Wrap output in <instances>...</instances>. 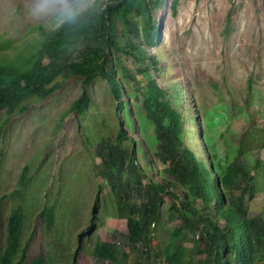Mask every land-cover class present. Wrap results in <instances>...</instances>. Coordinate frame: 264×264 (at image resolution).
I'll use <instances>...</instances> for the list:
<instances>
[{
  "label": "rangeland",
  "instance_id": "rangeland-1",
  "mask_svg": "<svg viewBox=\"0 0 264 264\" xmlns=\"http://www.w3.org/2000/svg\"><path fill=\"white\" fill-rule=\"evenodd\" d=\"M106 1L0 0V61L17 65V56L27 54L28 44L33 46L44 36H52L63 24L76 21L75 18L102 13ZM174 2L178 3L175 15L171 8ZM162 5L153 17L159 29L157 46H142L135 58L122 54L114 58L118 66L116 78L122 81V68L135 78V82L128 81L131 86L122 84L123 102L131 109L135 123L124 128L131 140L139 139L134 144L139 165L146 175L158 181L164 178L166 167L145 145L141 146L136 115V109L143 106L139 86L145 89L150 81L166 93L164 103L182 116L185 145L199 158L205 159L207 154L212 158L213 152L207 148L209 139L224 157L231 149L227 137L247 132L252 138H264V0H163ZM135 21L142 36V20ZM116 35L120 46L125 48L130 35L121 22L117 23ZM81 51L73 52V61L80 60ZM142 55L148 57L145 65L139 62ZM151 59H155L156 66ZM147 67L149 77L142 76L140 73ZM60 88L45 100L31 101L25 113L14 114L0 131L3 161L0 198L14 193V198L5 204L4 215L13 206L25 207L23 246H29L28 259L45 250L47 258H53V264H106L93 256L100 241L116 243L130 252L127 223L110 218L107 202L110 189L107 185L99 189L104 179L95 170L102 161L101 133L106 138L115 137L118 117L124 118V114L117 115L118 103L105 80L96 81L89 91L93 102L91 119L80 121L69 109L83 94L81 82L71 78L62 82ZM104 119L107 128L100 126ZM147 134H154V130L150 128ZM89 136L95 137L91 144ZM238 160L247 165L257 180L256 198L248 203L250 216H256L264 212V183L261 170L254 172V167L258 160L264 162V148L247 152ZM163 202L167 211L163 212L162 226L156 227L149 253L143 255L139 247L131 253L129 264H155L156 254H161L169 241V229L180 225L179 218L169 220L171 197L164 195ZM47 206L70 217L65 228L59 227L60 237L52 243L50 238L56 237L54 230L47 236L43 222L38 221ZM34 210L38 214L30 226L34 242L25 243L27 217L31 218ZM171 214L177 216L175 211ZM92 221L96 224L94 229L79 238ZM2 226L4 234L7 223ZM189 236L193 238L191 233ZM184 246L195 247L187 242ZM137 258L143 259L141 263L135 261ZM205 258L198 256L195 261Z\"/></svg>",
  "mask_w": 264,
  "mask_h": 264
},
{
  "label": "trees",
  "instance_id": "trees-1",
  "mask_svg": "<svg viewBox=\"0 0 264 264\" xmlns=\"http://www.w3.org/2000/svg\"><path fill=\"white\" fill-rule=\"evenodd\" d=\"M162 4L163 0H107L102 13L75 18L76 21L63 24L52 36H44L33 46L28 44L25 47L27 54L17 56L18 66L10 61H0V131L11 122L14 114L25 113L31 101L52 96L61 89L62 82L71 78L81 81L83 94L72 104L69 113L79 121L91 119L93 102L89 91L96 81L105 80L112 87L113 98L118 103L117 115L122 113L124 118L116 115L118 130L115 137L106 138L105 133H101L99 156L102 161L95 170L98 169L96 174L104 179L99 189L103 190L106 185L110 189L109 216L127 223L130 252L116 243L100 241L93 251L94 257L107 264H129L131 253L139 247L143 255H147L156 227L162 226L163 212L167 211L163 196L169 195L172 200L169 220L179 218L180 225L168 228L169 241L161 254H156L155 264H264V212L250 217L246 204V195L249 200L256 196L257 180L247 165L238 160L247 152L264 148V138H252L247 132L227 137L231 149L224 157L217 153L216 144L209 139L207 148L213 152L212 158L207 154L201 159L192 148L186 147L183 118L170 104L164 103L166 93L152 81L145 89L135 83L143 96V106L136 109L141 146L145 145L151 155L165 165L164 178L158 181L146 175L136 159L134 144L139 139L131 140L124 128L133 127L135 123L131 109L123 102L122 85L126 82L131 86L129 82H135V78L125 68L120 69L122 81L116 78L115 67L118 66L114 58L121 54L135 58L142 46H157L159 29L153 17ZM177 5L174 2L171 7L174 15ZM136 19L142 20V36ZM118 22L130 35L125 48L118 43ZM81 49L80 60L73 61V52ZM147 58L142 55L139 62L145 65ZM151 60L156 66L155 59ZM140 74L149 77L150 69L147 67ZM100 126L107 128L105 119ZM150 128L154 130L152 135L147 134ZM94 139L89 136L90 144ZM260 170L264 183V162L258 160L254 172ZM234 194L235 198H232ZM98 203L97 198L96 209ZM174 211L176 217L171 214ZM25 212L19 207L9 216L4 215L0 205V264H49L53 260L45 253L26 259L28 246L22 247ZM3 219H7L4 244L1 242ZM39 220L49 235L54 230V241L60 237L59 227L65 228L70 217L58 214L55 207H47ZM95 225L94 221L90 222L79 237L92 231ZM61 237L64 239L63 235ZM186 242L195 247L186 249ZM198 255L206 258L194 263ZM141 260L135 259L140 261L138 263Z\"/></svg>",
  "mask_w": 264,
  "mask_h": 264
},
{
  "label": "clouds",
  "instance_id": "clouds-1",
  "mask_svg": "<svg viewBox=\"0 0 264 264\" xmlns=\"http://www.w3.org/2000/svg\"><path fill=\"white\" fill-rule=\"evenodd\" d=\"M18 66V65H17ZM72 79H75V78H72ZM76 80H78V79H76ZM80 81V80H79ZM81 82V81H80ZM61 90V89H60ZM59 90V91H60ZM58 91V92H59ZM58 92H56V93H58ZM48 98V97H47ZM46 98V99H47ZM45 100V99H44ZM39 101H41V100H39ZM1 154H2V152H1V150H0V165H1V167H0V185H1V177H2V174H3V161H2V159H1ZM237 194V193H236ZM240 194V193H239ZM239 194H237V195H239ZM256 195H257V193H256ZM231 197L232 198H235V194L234 195H231ZM11 198H14V193L13 194H11V195H8V194H4L1 198H0V205L2 206V210L3 211H5L4 210V207H5V204H6V202L8 201V200H10ZM255 198H256V196H255ZM254 198V199H255ZM253 199V200H254ZM253 200H249L248 199V195H246V204H247V207L249 208V206H248V203L249 202H251V201H253ZM14 205H15V202H14ZM19 207H22L23 208V210H26L25 209V207L24 206H13V208L11 209V211L14 209V208H19ZM48 207V206H47ZM46 207V208H47ZM49 207H52V206H49ZM45 208V209H46ZM44 209V210H45ZM43 210V211H44ZM11 211L8 213V216L10 215V213H11ZM27 212V211H26ZM33 214L34 215H32V217L30 218V216H28V219H27V222H28V231L26 230L25 231V234H24V242L25 243H27L28 242V240L29 241H33L34 242V231L32 232V234H31V230H30V226L33 224V221L35 220V216H37L38 214H36L35 215V210L33 211ZM249 216H250V210H249ZM251 217V216H250ZM253 217V216H252ZM8 218V217H7ZM110 218H112V217H110ZM40 221V220H39ZM3 223H7V219H3ZM2 223V224H3ZM40 225H41V223H40ZM44 225V224H43ZM45 226V225H44ZM95 227V226H94ZM7 228V227H6ZM94 229V228H93ZM92 229V230H93ZM23 231H24V229H23ZM47 231V230H46ZM27 232H29V236L28 237H26V235H27ZM48 233V232H47ZM88 233V232H87ZM87 233H85V234H87ZM84 234V235H85ZM31 236V237H30ZM47 236H49L50 237V235L48 234ZM5 238H6V229H5V232H4V234H3V226L1 227V242H2V244H4V242H5ZM30 238V239H29ZM80 238V237H79ZM39 241H40V238L38 239ZM50 242L52 243L53 242V237L52 238H50ZM103 242V241H102ZM46 244V246H47V242L45 243ZM185 244V243H184ZM22 247L23 248H25L24 246H23V236H22ZM27 247V246H26ZM42 249V248H41ZM187 249V248H186ZM41 251V250H40ZM45 253V250H44V252L43 253H40L39 252V254H37L36 255V257H38L39 255H41V254H44ZM27 254H29V246H28V250L26 251V259H28V257H27ZM94 256V255H93ZM198 256H202V255H198ZM198 256H195V257H198ZM35 258V257H34ZM30 259H33V258H30ZM30 259H28V260H30ZM99 261V260H98ZM194 263H198L199 262V260H198V262H196L195 261V258H194ZM102 262V261H101ZM105 263V262H104ZM107 264V263H106ZM161 264V263H160Z\"/></svg>",
  "mask_w": 264,
  "mask_h": 264
}]
</instances>
